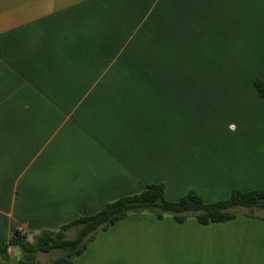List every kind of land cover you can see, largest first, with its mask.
<instances>
[{"label":"crops","instance_id":"obj_1","mask_svg":"<svg viewBox=\"0 0 264 264\" xmlns=\"http://www.w3.org/2000/svg\"><path fill=\"white\" fill-rule=\"evenodd\" d=\"M257 78L264 0H0V243L152 183L171 201L264 188ZM73 264H264V221L131 213Z\"/></svg>","mask_w":264,"mask_h":264},{"label":"trees","instance_id":"obj_2","mask_svg":"<svg viewBox=\"0 0 264 264\" xmlns=\"http://www.w3.org/2000/svg\"><path fill=\"white\" fill-rule=\"evenodd\" d=\"M254 82L259 94L264 98V80L257 78ZM236 207L264 210V188L247 191L235 189L229 198L215 202H206L200 194L191 190L178 200L171 201L165 196L164 184L152 183L138 194L123 196L107 203L94 214L74 218L58 230H41L33 242L29 241L21 230H16L8 241L0 243V256L9 259L10 248L18 246L22 251L19 260L22 264H42L38 260L39 253L61 249L65 251V255L57 257L51 264H73L98 231L107 229L132 212L148 209L158 218H163L169 213L178 222L194 216L200 223L208 224L236 218ZM262 220L264 221V216ZM70 228H77L74 238L67 237L66 232Z\"/></svg>","mask_w":264,"mask_h":264},{"label":"rangeland","instance_id":"obj_3","mask_svg":"<svg viewBox=\"0 0 264 264\" xmlns=\"http://www.w3.org/2000/svg\"><path fill=\"white\" fill-rule=\"evenodd\" d=\"M181 42H182V47H181V43H180V45H179L180 48H177L176 46H172V49L169 51L170 59H171V61L173 60V64H170L167 67V73H168V76H170V77L176 78V77H180V76H187V74H188L187 61H189L190 58L189 57L187 58V53L189 52V50L186 48V46L183 48L184 43H183L182 39H181ZM177 60H179V62H176ZM193 61H195V60H193ZM189 66H190V64H189ZM229 197H227V198H229ZM227 198H217V199L214 198V200H210V201H206V202H215V201L227 199ZM234 211L237 214V216H243V215L251 214L250 216L255 217L256 219H260V220L264 216V210H261V209L250 210V209L245 208V207H236L234 209ZM143 212L146 214H154L148 209H145V210L140 211V212H132V213H143ZM166 214H169V213H166ZM76 235H77V228H73L68 232L67 237L68 238H74ZM13 249H14L13 254L15 255V257H19L18 256L19 254L22 255V251H21L20 247L14 246ZM63 255H65L64 250L53 249L49 252L42 253V256L40 257L39 260L42 264H51V262L54 259H56L57 257L63 256ZM20 257L18 258L19 260H20Z\"/></svg>","mask_w":264,"mask_h":264}]
</instances>
